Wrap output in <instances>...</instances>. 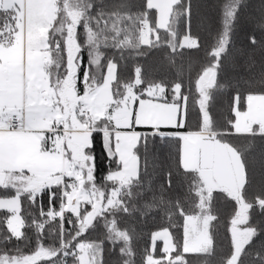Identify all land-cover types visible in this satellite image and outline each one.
Returning a JSON list of instances; mask_svg holds the SVG:
<instances>
[{
	"label": "snow or ice",
	"instance_id": "1",
	"mask_svg": "<svg viewBox=\"0 0 264 264\" xmlns=\"http://www.w3.org/2000/svg\"><path fill=\"white\" fill-rule=\"evenodd\" d=\"M214 6L220 26L205 47L191 32L193 0H0V264H107L106 246L116 264H190L186 254L264 264V248L252 251L264 221L251 216L264 215V184L252 191L254 173L229 139H264V60L221 127L215 97L248 0ZM252 23L264 36V0ZM202 48L208 62L187 84L151 79L135 62ZM158 140L177 147L163 183L147 161ZM97 149L108 168L101 183ZM222 199L234 204L223 251ZM156 219L165 223L138 252L137 228ZM99 227L102 237L89 239Z\"/></svg>",
	"mask_w": 264,
	"mask_h": 264
},
{
	"label": "trees",
	"instance_id": "2",
	"mask_svg": "<svg viewBox=\"0 0 264 264\" xmlns=\"http://www.w3.org/2000/svg\"><path fill=\"white\" fill-rule=\"evenodd\" d=\"M215 2L216 0H193V3L198 6V10L194 12L192 17L191 32L193 35L200 36L201 43L205 47L211 43L209 32H214L220 26L219 13L214 6ZM260 7L261 0H248V7L243 10L240 21L232 36L229 54L224 60V72L221 74V78L227 87L221 89L216 94L213 109L214 118L221 127H229L227 122L235 119L232 108V97L238 85H242L248 81L249 77L258 69L260 61L264 60V46L259 43V41L264 40V36L261 35L252 23L253 18L259 14ZM161 34L163 35V30ZM253 34H255L258 41V44L255 46L249 43V37ZM135 62L143 65L144 70L151 79L183 80L187 84L189 78L194 82L196 75L208 61L205 50L202 48L200 50H184L182 57H175L172 61H169L166 54L161 51H152L146 56L137 58ZM252 62H255V67H253ZM130 67L131 63H129ZM239 90L243 91L244 89L240 88ZM244 107L245 105L241 102V110H244ZM229 139L234 146L243 151L245 158L248 160L250 171L254 173L255 178L252 191L258 192L261 185L264 184V139H261L259 136L252 138L242 135H233ZM97 151L100 154L98 161L100 170L98 171L97 182L101 183L108 168L107 161L104 160L100 149H97ZM147 161L149 172L154 181L163 183L165 171L170 167L174 168L177 163V147L175 142L158 140L149 152ZM217 207L223 217L219 229L220 241L222 242L221 251H223L227 245V241L224 239L225 229L234 211V204L222 199L219 201ZM251 216L252 220L257 224L264 221V215H261L255 208L251 210ZM164 223L165 221L162 219L149 220L137 228V231L140 233L137 241L138 252L143 253L145 249L150 247L149 233L155 231ZM65 227H68V225H65ZM103 231L104 229L99 227L95 232H91L88 238L96 239L97 237H102ZM34 246L33 242L24 248V251L28 252ZM262 248H264V240H258L252 251H259ZM161 249V243H157V254L160 253ZM117 258V254L106 246L104 260L107 264H116ZM186 259L190 261V264H208L206 258L195 254H186ZM248 259L251 262V257Z\"/></svg>",
	"mask_w": 264,
	"mask_h": 264
},
{
	"label": "rangeland",
	"instance_id": "3",
	"mask_svg": "<svg viewBox=\"0 0 264 264\" xmlns=\"http://www.w3.org/2000/svg\"><path fill=\"white\" fill-rule=\"evenodd\" d=\"M157 243H161V245H163V242L162 241H157Z\"/></svg>",
	"mask_w": 264,
	"mask_h": 264
}]
</instances>
